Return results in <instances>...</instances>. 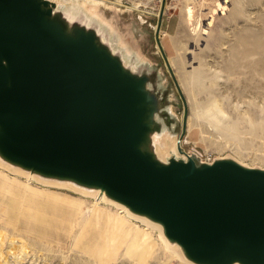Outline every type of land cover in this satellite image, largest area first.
Returning a JSON list of instances; mask_svg holds the SVG:
<instances>
[{"label": "water", "instance_id": "95a60500", "mask_svg": "<svg viewBox=\"0 0 264 264\" xmlns=\"http://www.w3.org/2000/svg\"><path fill=\"white\" fill-rule=\"evenodd\" d=\"M71 4L0 0V160L104 191L195 264H264V168L161 158L169 112L155 75Z\"/></svg>", "mask_w": 264, "mask_h": 264}, {"label": "rangeland", "instance_id": "374dc122", "mask_svg": "<svg viewBox=\"0 0 264 264\" xmlns=\"http://www.w3.org/2000/svg\"><path fill=\"white\" fill-rule=\"evenodd\" d=\"M106 3L92 23L155 75L171 153L264 168V0ZM15 170L0 162V264H194L111 200Z\"/></svg>", "mask_w": 264, "mask_h": 264}, {"label": "bare ground", "instance_id": "6f19581e", "mask_svg": "<svg viewBox=\"0 0 264 264\" xmlns=\"http://www.w3.org/2000/svg\"><path fill=\"white\" fill-rule=\"evenodd\" d=\"M55 1H57V2H59V1H62V0H55ZM70 3H72L71 5H72V7H74V8H76L77 7V5L78 6H82L83 7V9H82V12H85L88 16H89V18L91 19V20H93L94 21V18H97V19H100V17L99 16H97L91 9H89L88 8V6H87V4L88 3H90V4H94V5H107V3H106V1L107 0H68ZM79 8V7H78ZM74 11H78V12H80L81 10L80 9H77L76 8V10H74ZM77 12V13H78ZM102 22V21H101ZM217 101H215L214 102V104H215V107H216V109L218 110L217 111V113H219V114H222V113H220V112H223L222 111V109H220L219 107H218V105H217V103H216ZM213 104V105H214ZM197 106H198V104H196ZM196 106V107H197ZM202 107H204V106H202ZM207 107H209V106H207ZM212 107L213 106H210V108L212 109ZM210 109V110H211ZM209 110V111H210ZM196 111V110H195ZM213 111V113L216 111V110H212ZM211 111V112H212ZM217 113H215V117H217V115H218V117L220 116L219 114H217ZM203 114V113H202ZM223 114H224V112H223ZM196 115V114H195ZM201 116V115H200ZM213 116V115H212ZM224 116V115H223ZM214 117V116H213ZM214 117V118H215ZM163 139H165V146H163V145H159V146H157L156 147V153L161 157V158H163V159H167L170 155H175L176 157H177V155L179 156L178 158H183L184 157V155L183 154H181L180 155V153L181 152H179V154L178 153H171V151H170V149L168 148V146H167V144H169V143H167L166 144V140H167V138H164L163 137ZM170 146V145H169ZM168 149H169V151H168ZM183 156V157H182ZM1 162V161H0ZM2 163L3 164H5V165H8V166H10V167H12V168H14V170L15 169H17V170H19L20 172L22 171V173L24 172V173H27V176L28 175H31V177H35V178H37L38 180H40L41 182H44V183H48V184H60V185H62L63 187H65V186H70V187H72L73 189H77V190H79V191H81V190H83V191H81V192H85V193H87L88 192V194L90 193H92V194H97V195H99V197L100 198H102V199H104V200H108L107 198V196H106V194H105V192L104 191H99V192H96V191H92V190H86V189H81V187H77L76 185H74L73 183H70V182H64V181H59V180H56V179H49V178H41V177H39V176H37L36 174H34V173H31V172H28V171H26V170H24V169H22V168H20V167H16V166H12V165H9V164H7V163H5V162H3L2 161ZM16 171V170H15ZM19 171H17V172H19ZM23 173V174H24ZM57 186H59V185H57ZM111 202H113V203H115V204H117L118 206H120L121 208H123L126 212H129L130 213V211H129V209L125 206V205H123V204H120V203H117V202H114L113 200L111 201ZM128 214V213H127ZM140 218H142L143 220H145V221H147V222H150L151 224H154V225H156L157 227H160V229H161V231L163 230V228H162V225H160L159 223H156V222H153V221H150L149 219H147L146 217H142V216H139ZM164 238H165V236H164ZM165 240H166V238H165ZM167 242V241H166ZM175 244H177V243H175ZM178 245V244H177ZM174 245L173 247L175 248V249H177V250H179V251H181V253H182V255H183V251H182V249H181V247L178 245ZM193 263V262H192ZM195 264V263H194ZM234 264H241V263H239V262H236V263H234Z\"/></svg>", "mask_w": 264, "mask_h": 264}]
</instances>
